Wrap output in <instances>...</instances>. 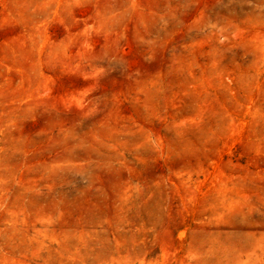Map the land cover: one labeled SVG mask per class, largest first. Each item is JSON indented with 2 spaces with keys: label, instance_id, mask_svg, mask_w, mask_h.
<instances>
[{
  "label": "rangeland",
  "instance_id": "374dc122",
  "mask_svg": "<svg viewBox=\"0 0 264 264\" xmlns=\"http://www.w3.org/2000/svg\"><path fill=\"white\" fill-rule=\"evenodd\" d=\"M0 264H264V0H0Z\"/></svg>",
  "mask_w": 264,
  "mask_h": 264
}]
</instances>
